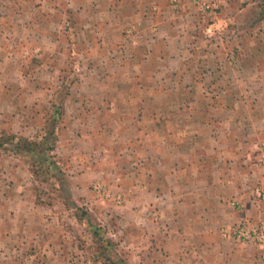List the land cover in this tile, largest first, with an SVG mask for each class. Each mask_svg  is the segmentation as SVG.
<instances>
[{
    "label": "crops",
    "instance_id": "1",
    "mask_svg": "<svg viewBox=\"0 0 264 264\" xmlns=\"http://www.w3.org/2000/svg\"><path fill=\"white\" fill-rule=\"evenodd\" d=\"M234 4L223 3V16L216 14L208 25L196 0H73L51 8L78 14L61 30L52 28L51 14L36 18L35 5L0 0V133L34 136L43 128L36 110L40 94L17 102L4 86L10 72L31 75L34 66L36 72L48 68L53 78L74 77L67 84L72 94L63 105L57 155L68 159L83 192L97 177L95 139L110 132L118 139L117 163L124 139L134 140L131 147L145 167L140 164L143 172L132 185L143 184L147 196L133 194L130 211L135 222L150 226L127 228L139 264H261L253 248L223 240L220 231L249 214L260 216L264 207L254 191L264 176L253 148L264 138L263 38H251L250 48L246 35L232 40L205 32L223 26ZM211 43L228 49L208 50ZM171 76L175 86L167 84ZM39 81L25 91L45 88ZM53 83L52 91L59 82ZM171 89L182 97L155 101L153 92ZM3 151L0 264H71L66 248L51 244V212L35 210L34 183L22 157ZM237 198L246 211L231 207ZM143 203H149L145 211L158 203L164 223L141 217Z\"/></svg>",
    "mask_w": 264,
    "mask_h": 264
},
{
    "label": "rangeland",
    "instance_id": "2",
    "mask_svg": "<svg viewBox=\"0 0 264 264\" xmlns=\"http://www.w3.org/2000/svg\"><path fill=\"white\" fill-rule=\"evenodd\" d=\"M7 1L11 2L12 0ZM226 2L228 0H196L198 8L200 7L198 11L205 15V20H207L208 25L211 24L209 21L215 20L216 14L219 15L222 4ZM245 2L235 0L232 10L230 12L228 11L226 15L224 14L223 26H219L217 29L210 27L205 32L207 34H217L220 38L232 40H236L240 35H246L248 38L247 45L250 48L255 46V43L250 42L251 38L255 36L263 38L261 39L262 43L258 44V46L260 45L259 50L264 55V13H262L264 11V0H245ZM13 3L35 5V7H38L33 11V15L37 14L34 15L36 18H39V20L45 19L48 14H51L54 16L51 19H55L51 21L52 28L53 26L56 28L57 24L61 30L65 27H71V20L76 22L75 18L78 17L77 12L72 11V9L66 12L63 10L55 12L51 9L53 5L67 7L73 4V0H13ZM31 15L26 16L25 19L28 21ZM220 15L223 16L221 13ZM206 47L208 50L225 51V49H228L226 44L222 46L211 43L210 46ZM236 50L238 51L237 48L234 51ZM36 59L38 58L33 56V64L36 63ZM229 59L230 61H234V56L230 55ZM29 71L28 74L31 75L10 72L11 75L7 78V84L4 86L10 90V93L12 92L16 96V101L19 103L23 96L26 99H32L38 93L40 94L38 96L40 99L39 107L36 110L38 120L39 113L42 117L40 122L43 124V128L34 136H25L18 133L16 135L36 139L38 136H43L48 133L49 130H52L54 124H56L58 142L59 128L61 129L64 122L63 105L65 99L72 94L67 84L72 83L74 77L58 74L53 78L50 70L46 67L41 68L40 72H36L34 66H32ZM35 76H38V79L41 81V86L45 84L46 87L41 90L25 91L26 84H29L27 86L29 89L33 86H40L36 83L39 80ZM176 80V76H171L167 84L169 86L171 84L175 86L174 83ZM53 82L59 83H56L58 85L57 89L52 91L50 85ZM61 83L63 84L59 87ZM22 87L24 90L21 89ZM191 93L192 90H189L188 94L191 95ZM93 94L95 93L93 92ZM154 94L158 98L155 101L182 97L181 91L174 89L153 92ZM89 97L93 98L90 95ZM153 105L156 104L153 103ZM20 109L22 108L16 107L14 110ZM156 109L159 110L157 105ZM6 131L10 132L9 130ZM95 141V145L92 144L91 153L94 156L92 162L97 165V177L94 174L91 178V185L89 183L87 189L83 192L76 186L75 182L78 179L74 178L76 174L75 172L73 174L68 159L67 161H63L57 155V142L53 154L66 180L65 185L62 187L52 173L35 175L32 170L35 166L32 159L20 158L32 176L34 183L32 192L34 196L31 198L36 203L35 210L51 212V244L57 243L60 246L62 245L61 248L65 247V255L69 258L71 264H139L133 259L134 252L128 244L127 228L129 229L133 225L137 227V224L141 229L146 231L150 228V226L147 228L148 224L145 222H135L133 214L130 211L134 204L132 200L133 194L137 193L141 197L142 195L143 197L147 196V193L143 194L144 190H147L143 184L139 186L132 185L133 180L140 179L139 175L143 171H138V169L141 163V167H145L144 160L141 158L140 153L131 147L134 140L124 139L122 142L125 153L122 154L119 163L115 161L113 155V152L116 151L115 148H118L115 145L118 139L113 137L111 132L105 137H97ZM0 148V152L4 150L3 152L7 154L9 151L4 147ZM253 148L260 153L258 165L264 176V138L254 141ZM9 156H11L10 153ZM135 158L136 160L132 165L133 168H131V164ZM31 165H33V168ZM95 165L94 167H96ZM47 167V164H44V168L47 169ZM256 187V190H254L255 193L264 199V178L259 181ZM144 204L147 205L146 207H149V203H143L140 209L144 208ZM230 205L234 209L243 211L247 209L243 201L238 198L234 199ZM150 207L152 208L146 211L148 213L151 211L150 213L153 216L150 214L147 215L145 209H141V217L145 219L148 217L150 219L154 218V221L159 225L163 224L164 218H162L161 212L164 211L160 208V205L158 203L156 205L152 203ZM262 209L263 212L260 216L253 217V215L249 214L237 222L224 225L220 231L223 240L232 242L233 244H240L247 248H253V253H256L259 262L264 264V207H261L259 210ZM243 228L249 230L247 238L241 235L239 231ZM97 231H99V235L95 234ZM52 256L53 252H51V258Z\"/></svg>",
    "mask_w": 264,
    "mask_h": 264
},
{
    "label": "trees",
    "instance_id": "3",
    "mask_svg": "<svg viewBox=\"0 0 264 264\" xmlns=\"http://www.w3.org/2000/svg\"><path fill=\"white\" fill-rule=\"evenodd\" d=\"M263 10L261 9V11ZM262 13H264V11ZM56 142V124H54L52 130H49L48 133L43 136H38L36 139L18 136L7 131H2L0 134V147H4L14 155L32 159L35 166L33 168V165H31V167L35 175L52 173L62 187L65 185L66 180L53 154L56 148ZM44 164H47V169L44 168ZM75 207L77 206L75 205ZM95 234L99 235V231L95 232Z\"/></svg>",
    "mask_w": 264,
    "mask_h": 264
},
{
    "label": "built area",
    "instance_id": "4",
    "mask_svg": "<svg viewBox=\"0 0 264 264\" xmlns=\"http://www.w3.org/2000/svg\"><path fill=\"white\" fill-rule=\"evenodd\" d=\"M241 235H244L247 238V235L249 233V230H245L244 228L242 230H239Z\"/></svg>",
    "mask_w": 264,
    "mask_h": 264
}]
</instances>
